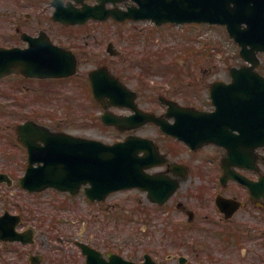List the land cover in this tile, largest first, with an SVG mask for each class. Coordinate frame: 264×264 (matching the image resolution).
<instances>
[{"label":"flooded vegetation","instance_id":"1","mask_svg":"<svg viewBox=\"0 0 264 264\" xmlns=\"http://www.w3.org/2000/svg\"><path fill=\"white\" fill-rule=\"evenodd\" d=\"M97 1L82 0L88 4ZM5 3L0 7L1 46L25 48L30 44L28 36H49L56 44L73 50L79 59H93L105 54L102 40L96 41L95 36V24L101 21L89 20L82 25H72L53 18L58 6L64 10L80 7L78 0H5ZM107 6L115 7L112 4ZM117 6L127 9L133 6V1H122ZM62 15L68 16L66 12ZM83 38L84 42H79ZM261 71L264 73V69ZM46 94L43 79L22 74L0 79V109L9 108L8 115H0V122L2 119L10 124L7 119L15 117L12 108L43 104ZM179 102L184 106L195 105ZM203 106L197 107L214 109L211 105ZM166 110L167 107H163L157 113L164 114ZM151 125L160 139L177 141L176 144L170 140V143L159 141V149L167 160L149 171L178 183L166 206L172 235L183 237V259L174 254L160 258L158 243H151L147 250L141 235L137 243L129 244L128 249L127 244L110 246L105 238L101 241L93 234L88 243L101 253L92 255V264H112L113 253L137 263L147 260L149 254V261L158 264H264V148H255L240 130H235L228 144L210 142L193 148L164 134L161 126ZM193 129L199 128L193 126ZM19 138L18 126L7 133H1L0 126V172L7 173L0 182V196L3 198L0 216L12 213L29 218L30 208L17 196L32 197L40 193L25 189L19 183L30 161L28 150ZM236 156L242 158L235 161L233 157ZM146 230L152 232L149 224L142 229ZM45 257L48 261L55 258V264H77L65 263L56 255Z\"/></svg>","mask_w":264,"mask_h":264},{"label":"rangeland","instance_id":"2","mask_svg":"<svg viewBox=\"0 0 264 264\" xmlns=\"http://www.w3.org/2000/svg\"><path fill=\"white\" fill-rule=\"evenodd\" d=\"M4 3L5 0H0L1 8ZM95 33L102 41L105 37L107 39L103 45L105 54L98 58L81 59L78 74L71 79L47 82L45 102L28 108H12L15 117L8 118L9 123L15 125L29 118H37L53 128L115 142L123 135L116 128L103 124L100 119L102 109L93 98L87 77L92 68L108 65L129 86L139 91L138 102L142 107L160 110L162 104L159 95L176 97L182 102L201 107L208 105L209 85L217 79L230 80L229 69L245 64L239 53L240 46L220 24L156 26L150 20L112 21L102 26L95 25ZM110 41L119 50L116 56L106 51L107 42ZM95 48L97 50L99 46ZM259 55V68L264 69V54ZM111 110L116 113L128 112L121 107H112ZM0 111V115H7L2 109ZM3 121L1 119L0 123ZM9 130H1V133ZM140 133L162 140L152 126L143 127ZM17 198H21L30 208L28 212L31 217L25 220L24 225L30 224L36 234V243L24 248V251H38L36 254L46 252L52 256L59 245L60 248L66 247L64 253L68 260H77L80 257L75 240H92L93 234L101 241L105 238L110 246L127 244L130 249L129 244L137 243L141 235L138 228L143 223L137 215L140 214L146 216L148 221L156 218L161 224L153 227L154 238L152 233L149 234L152 239L148 235H141L144 248L158 243L157 253L162 258H166V252L185 254L182 238L173 237L166 224V207L152 204L147 194L137 189L115 192L100 203L88 201L83 194L71 198L53 190H47L41 199L27 195H18ZM132 237L134 239L130 240ZM0 250L9 264H29L27 253L24 260H20V253L16 249L3 250L0 243ZM46 261L45 257L44 264H55L52 260Z\"/></svg>","mask_w":264,"mask_h":264},{"label":"water","instance_id":"3","mask_svg":"<svg viewBox=\"0 0 264 264\" xmlns=\"http://www.w3.org/2000/svg\"><path fill=\"white\" fill-rule=\"evenodd\" d=\"M138 1L139 9L124 12L85 6L77 11L76 20L82 22L90 17L107 19L112 15L118 20L152 18L158 25L193 21L225 24L230 35L242 46L241 55L252 64L233 66L230 70L231 82L218 80L212 84L211 95L216 110L203 113V118L206 117L207 122H215L218 117H231L227 120L233 130L236 124L241 123L240 117H246L254 122L255 127L260 128L253 137L255 144L264 145V76L256 70L259 65L257 52L264 50V0ZM15 52L13 49L0 48V77L17 69L36 77L69 76L77 70L75 55L49 41L42 49L30 48L18 57H14ZM89 76L94 94L104 107L125 104L137 109L133 101L135 93L111 75L106 66L92 70ZM107 96L111 99L106 100ZM129 96L132 101L128 100ZM139 113L143 112L138 110ZM148 116L151 120H157L154 115ZM102 118L106 123L118 125L122 120L108 111ZM45 132L41 135L45 141L42 147L31 144L26 137L22 138L30 147L35 160L45 163L42 170H28L21 180L23 186L32 190L55 186L62 190L76 191L82 184L91 183L86 192L93 200L103 199L113 190L132 186L150 189L151 197L157 194L149 180L151 177L144 171L145 167L151 165L148 162L149 150H154L147 139L130 137L125 142L106 144L66 133ZM213 136V140L221 139L218 134ZM141 150H146L145 157L138 155ZM84 251L88 253L90 250L84 246Z\"/></svg>","mask_w":264,"mask_h":264}]
</instances>
